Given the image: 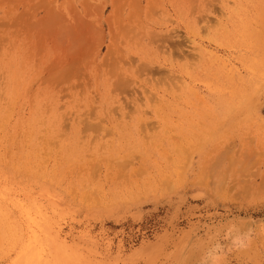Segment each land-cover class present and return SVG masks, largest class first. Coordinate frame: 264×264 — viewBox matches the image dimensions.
<instances>
[{
    "label": "rangeland",
    "instance_id": "374dc122",
    "mask_svg": "<svg viewBox=\"0 0 264 264\" xmlns=\"http://www.w3.org/2000/svg\"><path fill=\"white\" fill-rule=\"evenodd\" d=\"M0 264H264V0H0Z\"/></svg>",
    "mask_w": 264,
    "mask_h": 264
}]
</instances>
